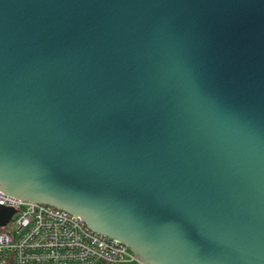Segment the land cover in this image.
Returning <instances> with one entry per match:
<instances>
[{
  "label": "water",
  "instance_id": "95a60500",
  "mask_svg": "<svg viewBox=\"0 0 264 264\" xmlns=\"http://www.w3.org/2000/svg\"><path fill=\"white\" fill-rule=\"evenodd\" d=\"M0 192L145 264H264V0H0Z\"/></svg>",
  "mask_w": 264,
  "mask_h": 264
},
{
  "label": "built area",
  "instance_id": "2783aa9c",
  "mask_svg": "<svg viewBox=\"0 0 264 264\" xmlns=\"http://www.w3.org/2000/svg\"><path fill=\"white\" fill-rule=\"evenodd\" d=\"M0 207L14 211L0 231V264H145L124 244L55 207L3 192Z\"/></svg>",
  "mask_w": 264,
  "mask_h": 264
},
{
  "label": "trees",
  "instance_id": "16d2710c",
  "mask_svg": "<svg viewBox=\"0 0 264 264\" xmlns=\"http://www.w3.org/2000/svg\"><path fill=\"white\" fill-rule=\"evenodd\" d=\"M8 225H9V224H7L6 226H3V227L0 229V231L6 230L7 227H8Z\"/></svg>",
  "mask_w": 264,
  "mask_h": 264
},
{
  "label": "flooded vegetation",
  "instance_id": "af4514ba",
  "mask_svg": "<svg viewBox=\"0 0 264 264\" xmlns=\"http://www.w3.org/2000/svg\"><path fill=\"white\" fill-rule=\"evenodd\" d=\"M3 215H2V213L0 212V218L2 217ZM6 226V225H5ZM2 227H0V229H1Z\"/></svg>",
  "mask_w": 264,
  "mask_h": 264
}]
</instances>
